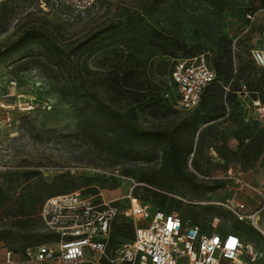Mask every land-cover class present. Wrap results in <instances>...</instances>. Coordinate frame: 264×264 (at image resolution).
Listing matches in <instances>:
<instances>
[{"label": "rangeland", "instance_id": "1", "mask_svg": "<svg viewBox=\"0 0 264 264\" xmlns=\"http://www.w3.org/2000/svg\"><path fill=\"white\" fill-rule=\"evenodd\" d=\"M151 3L152 0H93L89 8L75 12L71 9L51 10L42 6L40 0H0V49L26 30H45L59 46L72 53L73 63L82 69L85 87L95 91L113 108L134 115L139 126L168 129L187 114L177 106L171 86L159 82L162 89L167 90L169 111L164 116L152 117L139 107L111 99L101 81L106 51L87 57L83 48L98 40L109 23L124 21L137 13L154 27L168 30L181 42L196 48L195 54L180 55L178 59L197 57L210 64L214 54L220 51L219 37L226 36L232 42L238 63V55L248 58L247 49H264V8L248 16L244 14L247 5L242 0H233L223 10L197 0H163L150 6ZM30 47L37 52L39 45ZM28 59L30 65L25 70H17L16 62L0 65V104L3 102L6 106L0 105V186L14 198L21 190L25 194L32 192L35 182L40 181L59 187L76 184L72 189L82 191L81 178L88 177L102 191L106 201L119 199L118 204L124 209L131 180L139 182L142 175L156 172L159 164L142 161L114 164L101 150L74 135L75 111L71 103L62 99V94L69 92L74 80L63 66L47 64L38 53L23 60ZM241 88L242 92L236 93L238 103L229 106L230 114L202 126L195 133L193 153L187 164L197 181L221 183L222 187L206 193L200 200L189 195L183 199L182 206L170 212L181 221H187L184 204L197 200L236 210L242 216L237 224L240 227L250 225L259 233L241 237L248 246L245 259L250 264H264V149L259 148L264 144V118L257 115L252 103L259 99L264 105V100L253 98L244 86ZM25 172H36L37 175L26 180ZM142 191L138 188L139 194ZM143 202L150 214L157 208L151 202ZM253 214L254 219L250 218ZM214 218L200 221V226L206 231L231 229L230 219L217 217L219 221H214ZM27 225L28 229L18 231L9 221H0V229H11L24 236L42 231L39 220ZM24 236L18 237L16 242L0 243V253L13 252V248L35 241L33 237ZM127 242V239H121L111 253L114 264L121 263L118 248ZM14 255L15 260L7 264L16 261L18 264H37L21 250ZM253 259H256L255 263Z\"/></svg>", "mask_w": 264, "mask_h": 264}, {"label": "trees", "instance_id": "2", "mask_svg": "<svg viewBox=\"0 0 264 264\" xmlns=\"http://www.w3.org/2000/svg\"><path fill=\"white\" fill-rule=\"evenodd\" d=\"M162 1L152 0L150 6ZM197 1L214 9L223 10L233 0ZM242 1L247 5L244 14L248 16L264 8V0ZM101 33L100 38L85 46L83 51L87 52V57L106 51L101 81L111 99L139 107L152 117L167 114L169 111L167 90L162 89L159 82L165 86L169 85V88L171 86L174 90L170 78L173 63L180 55L189 57L195 54L196 48L181 42L172 32L154 27L143 15L137 13L129 15L124 21L109 23ZM33 44L39 45L37 52L30 47ZM218 45L220 51L214 54L211 63L208 64L214 70L215 78L204 88L198 105L186 112V115L168 129L139 126L134 121V115L113 108L95 91L85 87L82 69L73 63L72 53L59 46L45 30L38 28L26 30L17 39L1 48L0 65L16 62L14 67L17 70H25L29 67L30 60L23 59L38 53L47 64L63 66L74 80L69 92L62 94V99L71 103L75 111L74 135L101 150L114 164L123 161L158 163L156 172L144 174L139 178V183L143 185L134 187L132 194L141 201L153 203L158 210L170 212L182 206L183 199L189 195H195L200 200L199 198L206 193L222 187L221 183L207 184L197 181L187 169L189 157L193 153L192 138L195 133L202 126L213 123L229 113V106L238 103L236 93L242 92L241 85L253 98L260 97L264 100V68L253 62L250 54L252 48L247 49V59L238 55L237 63L231 40L226 36H220ZM171 59L175 60L170 64ZM226 86L229 88L227 92L224 90ZM259 148L264 149V144ZM36 175V172H25L24 177L31 180ZM81 179L83 192L95 194L99 191L98 186L91 183L92 179L88 177ZM35 183L32 192L25 194V191L21 190L14 198L8 194V190L0 186V221H9L11 227L18 231L28 229L27 223L34 220H39L41 224L39 210L44 199L55 194L75 191L72 188L76 187V184L59 187L41 181ZM138 188H142L141 194ZM198 200L188 201L184 205L190 222L202 230L204 229L200 226V221L218 217L230 219L231 230L241 237L259 235L250 225L240 227L237 224L240 222L239 219L231 210L210 203L202 204ZM133 235L134 227L131 221L115 220L108 241L109 256L117 249L121 239L130 242ZM22 236L24 234L12 232L11 229H0V243L16 242L17 238ZM24 237H33L35 241L21 248H13V252L21 250L25 257L28 248L54 239L53 235L43 231ZM80 264L114 263L101 258L97 263Z\"/></svg>", "mask_w": 264, "mask_h": 264}, {"label": "built area", "instance_id": "3", "mask_svg": "<svg viewBox=\"0 0 264 264\" xmlns=\"http://www.w3.org/2000/svg\"><path fill=\"white\" fill-rule=\"evenodd\" d=\"M51 10L87 9L93 0H40ZM264 35V26H262ZM253 62L264 68V49L250 50ZM170 78L174 84L176 104L183 112L193 110L208 83L215 78L214 70L197 57L177 59ZM227 92L229 88L226 86ZM257 115L264 118V105L252 100ZM6 107L3 102L0 104ZM117 171V170H115ZM1 173V168H0ZM117 175V174H114ZM132 186L125 196L122 209L119 199L106 201L102 191L95 194L75 190L44 199L39 210L42 231L54 239L38 244L26 251L27 258L37 264L97 263L108 254V241L115 220L131 221L133 239L118 251L119 261L128 264H250L246 259L247 245L241 236L225 229L205 231L189 220L181 221L175 213L154 209L148 213L147 205L132 194L134 187L143 185L131 180ZM243 207V204H238ZM235 216L242 219L236 210ZM255 215H250L254 219ZM214 221H219L217 218ZM6 260L12 253L6 251ZM256 259H253V263Z\"/></svg>", "mask_w": 264, "mask_h": 264}, {"label": "crops", "instance_id": "4", "mask_svg": "<svg viewBox=\"0 0 264 264\" xmlns=\"http://www.w3.org/2000/svg\"><path fill=\"white\" fill-rule=\"evenodd\" d=\"M5 253H6V251L3 252V253H0L1 256H2V254L4 255V256L0 257L1 264H7V263L12 262L13 260H15V255L12 254V258L9 261H7ZM1 258H3V259H1ZM14 264H18V262L16 261Z\"/></svg>", "mask_w": 264, "mask_h": 264}]
</instances>
